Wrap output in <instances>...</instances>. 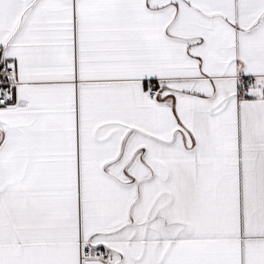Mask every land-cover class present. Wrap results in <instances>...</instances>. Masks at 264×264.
Masks as SVG:
<instances>
[{"label":"snow or ice","instance_id":"obj_1","mask_svg":"<svg viewBox=\"0 0 264 264\" xmlns=\"http://www.w3.org/2000/svg\"><path fill=\"white\" fill-rule=\"evenodd\" d=\"M0 264H264V0H0Z\"/></svg>","mask_w":264,"mask_h":264}]
</instances>
